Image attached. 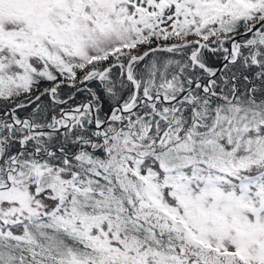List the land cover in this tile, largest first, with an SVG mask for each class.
Here are the masks:
<instances>
[{
  "label": "snow or ice",
  "instance_id": "6c2138e0",
  "mask_svg": "<svg viewBox=\"0 0 264 264\" xmlns=\"http://www.w3.org/2000/svg\"><path fill=\"white\" fill-rule=\"evenodd\" d=\"M0 264H264V0H0Z\"/></svg>",
  "mask_w": 264,
  "mask_h": 264
}]
</instances>
